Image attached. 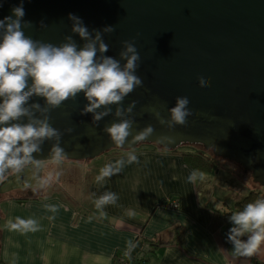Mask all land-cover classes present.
<instances>
[{"label": "water", "instance_id": "95a60500", "mask_svg": "<svg viewBox=\"0 0 264 264\" xmlns=\"http://www.w3.org/2000/svg\"><path fill=\"white\" fill-rule=\"evenodd\" d=\"M19 4L0 0V19ZM24 10L23 19L33 25L24 29L25 35L33 40L60 45L72 35L82 47L85 41L71 32V13L90 32L115 26V32L103 37L109 46L105 55L119 59L123 42L134 41L141 57L136 75L143 86L121 106L136 102L133 135L149 125L154 134L144 142L117 147L103 131L118 122L116 106L94 126L92 114L81 115L87 103L81 93L48 113L50 125L63 133V159L95 160L113 149L133 150L141 144L168 151L202 146L238 164L264 187V0H24ZM200 77L209 79L210 87L201 88ZM177 97H187L199 115L189 117L187 126L169 130L150 109L170 119ZM29 103L45 102L34 96ZM161 135L175 137V143L157 142ZM53 143L46 140L24 167L56 160L50 153ZM14 172L9 169L0 183Z\"/></svg>", "mask_w": 264, "mask_h": 264}, {"label": "crops", "instance_id": "0c3cea01", "mask_svg": "<svg viewBox=\"0 0 264 264\" xmlns=\"http://www.w3.org/2000/svg\"><path fill=\"white\" fill-rule=\"evenodd\" d=\"M135 154L137 161L130 164L128 154L102 161L101 169L121 160L124 164L103 181L98 182L97 176L92 179L90 215L81 214L75 201L70 203L59 194L6 203L0 212V217L5 216L3 263L114 264L120 254L142 253L150 241H162L171 243L156 248L148 264H264V242L251 256L237 257L228 252L224 229H211L214 210L225 212L226 203L214 198L209 173L190 182L193 170L179 155L154 148ZM106 193H115L118 200L98 208L96 201ZM172 199L177 209L166 207ZM18 217L37 221V230L13 229L10 222L16 223ZM178 234L182 245L174 243Z\"/></svg>", "mask_w": 264, "mask_h": 264}, {"label": "clouds", "instance_id": "9594fccd", "mask_svg": "<svg viewBox=\"0 0 264 264\" xmlns=\"http://www.w3.org/2000/svg\"><path fill=\"white\" fill-rule=\"evenodd\" d=\"M24 16V0H20L11 15L0 19V178L9 169L20 171L33 161V154L42 151L46 140L54 141L50 151L54 159L61 160L66 156L60 146L63 133L50 125L48 113L81 93L87 101L81 115L92 114L94 126L112 114L111 106H116L114 115L118 122H113L103 131L117 147H123L126 142L130 145L144 142L154 134V128L149 125L133 135L131 114L136 102L127 108L121 106L129 94L143 86L141 77L136 75L141 57L134 41L123 42L119 59L107 56L105 53L109 46L103 37L115 32V26L90 32L81 18L70 13L71 32L85 41L83 46H78L72 35L66 36L60 45L44 43L25 35L24 29L33 25L25 21ZM40 26L45 27L46 24L41 22ZM121 61L125 63L121 65ZM210 83L209 79L199 78L201 88L210 87ZM34 96L42 98L44 106L29 103ZM189 104L187 97H177L167 120L155 109L150 111L161 126L171 130L177 125L187 126L189 117L199 115L190 109ZM37 113L42 118H38ZM24 120L27 122H22ZM66 131L71 133L72 129ZM129 137H132L130 142ZM157 142L167 146L175 143V137L161 135ZM136 161V154L129 152L127 163ZM123 164L121 160L115 165H105L97 181L118 173ZM203 176L194 170L188 180L195 182ZM117 200L115 193H106L96 201V206L115 204ZM230 223L233 226L227 239L235 253L251 256L264 242V199L248 203L242 211L230 215ZM10 224L13 229L36 231L38 227L37 221L19 217L16 223ZM249 233L246 241L241 239Z\"/></svg>", "mask_w": 264, "mask_h": 264}, {"label": "rangeland", "instance_id": "374dc122", "mask_svg": "<svg viewBox=\"0 0 264 264\" xmlns=\"http://www.w3.org/2000/svg\"><path fill=\"white\" fill-rule=\"evenodd\" d=\"M155 147L159 148L160 151L169 152L154 144H141L133 150L113 149L95 160L61 159L26 166L20 171L11 173L9 178L0 184V212L5 211L4 205L14 199L19 200L16 202H22V199L31 197V195L52 197L54 194H59L70 203L75 201L73 205L81 214L90 215L91 182L98 176L97 171L105 157L115 154H128L129 152L135 153L142 148L152 149ZM177 150L196 154L199 152L215 161V168L212 169L213 174L209 173V182H211L214 198L216 200L221 199L226 203L222 205L223 210L244 199L252 190L260 195L258 200L264 199V187L255 183L250 174H244L243 169L238 164L227 159L217 158L212 151H208L202 146L184 145ZM92 165L96 166L92 168ZM65 193L73 199L67 197ZM4 218V215L0 217V237H2ZM150 245H148L149 249H151ZM148 255L152 254L149 253Z\"/></svg>", "mask_w": 264, "mask_h": 264}, {"label": "trees", "instance_id": "16d2710c", "mask_svg": "<svg viewBox=\"0 0 264 264\" xmlns=\"http://www.w3.org/2000/svg\"><path fill=\"white\" fill-rule=\"evenodd\" d=\"M154 149L156 151H159V148L157 147H155ZM168 153L179 155L184 161V163L193 171L198 170L199 172L203 174H208V173H212V169L215 168V161L199 152L196 154V153H190V152H185L181 150L180 151L173 150V151H169ZM6 179H4L2 182H4ZM54 195H57V194H54ZM34 197L35 198H32V199H36L38 196L34 195ZM259 197L260 195L258 194V192L252 190L246 195L244 199L237 201L235 204H233V207L231 206L230 208H227L225 212L222 210H214V217L211 223V229L212 230L224 229L225 242L227 245L228 252L231 255L240 257V255L235 253L233 245L227 239L229 229L233 226L230 223V215H232L233 213L242 211L248 203L255 202L256 200H258ZM30 198L31 197H27L22 200H28ZM247 236L248 234H246L244 237H241V239L245 240ZM1 240H2V237H0V247H1ZM170 243L171 242L150 241L149 244H151L150 245L151 249L145 252H142V253H138V254H133L131 251L128 253L120 254L116 256L114 264H148L149 259L155 253L156 248H158L161 245H168ZM174 243L177 245L183 244V237L181 236V234L177 235ZM149 253H151L152 255H148ZM0 264H4L1 259V252H0Z\"/></svg>", "mask_w": 264, "mask_h": 264}, {"label": "built area", "instance_id": "2783aa9c", "mask_svg": "<svg viewBox=\"0 0 264 264\" xmlns=\"http://www.w3.org/2000/svg\"><path fill=\"white\" fill-rule=\"evenodd\" d=\"M166 207L169 209H177L178 203L176 202V200L172 199L166 204Z\"/></svg>", "mask_w": 264, "mask_h": 264}]
</instances>
